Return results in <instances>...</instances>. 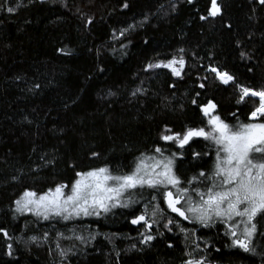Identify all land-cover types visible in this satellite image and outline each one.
Returning <instances> with one entry per match:
<instances>
[{"label":"trees","instance_id":"16d2710c","mask_svg":"<svg viewBox=\"0 0 264 264\" xmlns=\"http://www.w3.org/2000/svg\"><path fill=\"white\" fill-rule=\"evenodd\" d=\"M217 3L213 17L211 0H0V264H264V215L245 251L224 219L185 220L147 186L129 207L81 218L16 210L26 190L43 194L103 167L123 175L142 154L162 158L157 147L182 181L211 173L212 141L180 148L160 136L206 125L209 100L230 125L258 105L237 101L240 86L264 89V4ZM173 57L185 62L179 77L148 67ZM142 213L150 229L131 222Z\"/></svg>","mask_w":264,"mask_h":264},{"label":"snow or ice","instance_id":"6c2138e0","mask_svg":"<svg viewBox=\"0 0 264 264\" xmlns=\"http://www.w3.org/2000/svg\"><path fill=\"white\" fill-rule=\"evenodd\" d=\"M260 3L264 4V0H260ZM7 11L13 12L14 9L9 7ZM219 12L220 6L217 0H211L209 15L214 17ZM201 18L205 19V17ZM184 63L183 57L179 59L173 57L167 62L149 64L148 67L170 68L172 74L179 77ZM209 70L225 85L234 82L235 78L227 72H220L216 68ZM200 87L203 88L204 85L201 84ZM240 92L237 103L244 102L246 97L258 98V105L248 116L249 122H237L235 125L226 123L215 114L217 105L209 100L200 106L203 115L208 117L209 130L206 131L204 127H188L181 133L173 132L165 126L164 132L170 134L162 133L160 136L161 140L172 141L180 148H184L195 137L212 141L217 146V152L211 173L201 171L198 176L182 181L174 171V159L164 157V150L157 147L155 153L160 154L162 158L142 154L134 169L123 175H113L106 167L77 172V179L71 185V193L67 195L64 189L68 185L64 184H59L54 189L49 188L43 194L26 190L15 201L16 210L34 211L37 215H44L45 218L49 213L90 215L89 209L108 211L109 205L115 207L120 204L121 198L126 193L130 194L131 190L147 186L157 190L167 207L185 220L190 218V214L192 219L207 226L214 217L224 219L225 222L234 221L236 217L241 218V223L244 225L242 238L237 236L238 225L233 222L230 226V233L234 238L233 244L245 251H252L250 238L256 231V223L253 221L258 215H264V89L253 90L240 86ZM192 103L196 104L197 101L193 100ZM201 177L209 181L203 190L181 186L191 185L196 181L203 183L200 181ZM193 194L197 199H193ZM152 199L156 200V196ZM123 206L127 207L128 204L125 203ZM156 210H159V204L156 205L153 216ZM141 221L147 224L145 215L137 216L131 222L139 224ZM4 234L7 235L6 232ZM145 239L150 241L153 237L148 235ZM185 264H203V261L189 259Z\"/></svg>","mask_w":264,"mask_h":264},{"label":"rangeland","instance_id":"374dc122","mask_svg":"<svg viewBox=\"0 0 264 264\" xmlns=\"http://www.w3.org/2000/svg\"><path fill=\"white\" fill-rule=\"evenodd\" d=\"M215 114H217V115H219L216 111H215ZM220 116V115H219ZM207 125H208V117H207V121H206V125H204V126H201V127H204L205 128V130L207 131V130H209L208 129V127H207ZM201 127H194V128H201ZM185 131V130H184ZM184 131H182L181 133H183ZM174 132V131H173ZM164 134H170V133H165L164 132ZM196 138V137H195ZM194 139V138H193ZM167 142H170V143H173L174 145H176L177 147H179L178 146V144H176V143H174V142H172V141H167ZM75 179H77V177L75 178ZM75 181V180H74ZM73 181V182H74ZM200 181H203V183L205 182V181H207V182H209L208 181V179L207 178H205V179H203V180H200ZM72 182V183H73ZM72 183L71 184H64V183H61V184H64V185H68V187L67 188H65L64 189V192H65V194L67 195V194H70L71 193V185H72ZM55 188V187H54ZM54 188H52V189H54ZM139 188V187H138ZM195 188H200V189H205V186H204V184H202L201 182H199V181H196V187ZM173 191H175V190H173ZM134 193V190H131V192H130V194H128V193H126L122 198H121V203H123V204H125V203H127L128 204V206L127 207H129V206H131L132 205V203H133V201L135 200L134 198H135V196L133 195V197H132V195L131 194H133ZM129 195H131V196H129ZM194 199V198H193ZM120 203V204H121ZM110 207H112L111 205H109V208ZM171 210V209H170ZM89 211L91 212V214H99V213H102V212H104V210L103 209H97L96 211H92V209H89ZM157 214V213H156ZM42 215V214H41ZM48 215H56L55 213H49ZM141 215H145L146 216V219H147V224H145L143 221H141V224H143V225H146V227H148V225H151V227H152V224L155 222V221H153V223H152V219L149 217V216H147L146 214H144V213H142ZM190 215V214H189ZM43 217H45L44 215H42ZM61 216L64 218V219H71L72 217H76V218H81V217H85V216H88V215H84L83 213H80L79 215H76L75 213H73V214H71V215H68L67 213H63V214H61ZM65 216H67V218H65ZM140 216V215H139ZM153 216V215H152ZM244 219H246V218H244ZM158 222H160V221H158L157 220V222L156 223H158ZM233 222H235L237 225H238V227H237V236L238 237H241L242 238V232H243V227H244V225L241 223V218H239V217H236V218H234V221H227V224H228V226H229V229H230V226L233 224ZM151 227H148L149 229L151 228ZM69 238V237H68Z\"/></svg>","mask_w":264,"mask_h":264},{"label":"water","instance_id":"95a60500","mask_svg":"<svg viewBox=\"0 0 264 264\" xmlns=\"http://www.w3.org/2000/svg\"><path fill=\"white\" fill-rule=\"evenodd\" d=\"M38 1L45 2V1H47V0H38Z\"/></svg>","mask_w":264,"mask_h":264}]
</instances>
